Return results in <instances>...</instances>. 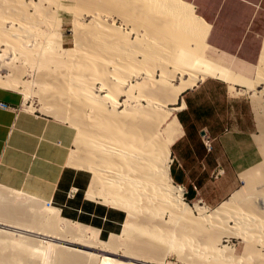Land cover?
Wrapping results in <instances>:
<instances>
[{
    "label": "bare ground",
    "instance_id": "6f19581e",
    "mask_svg": "<svg viewBox=\"0 0 264 264\" xmlns=\"http://www.w3.org/2000/svg\"><path fill=\"white\" fill-rule=\"evenodd\" d=\"M29 7L68 11V23L76 28L72 46L65 47L68 40L61 42L55 27L45 34L30 33L26 26L33 20ZM51 20L47 14L39 19L42 27L49 26ZM205 32L204 24L182 0H0V70H7L0 74V87L18 89L26 96L32 92L28 89L36 87L65 100L59 102L62 100L51 94L50 99L56 101L50 106L48 98L44 108H53L46 112L78 127L76 144L82 153L74 166L89 171L95 189L107 190L111 198L108 206L125 213L122 232L104 241L98 229L89 228L90 237L81 234L84 227L64 223L59 210L48 209L37 198L17 201L13 192L0 190V264H97L99 257L108 264H166L168 249L180 243L179 239L188 242L189 237L193 247L204 245V254L212 257L209 262L203 258L207 263L201 260L202 264H229L232 254L226 253L222 234H238L245 243L246 258L255 255L259 261L254 264H264V254L255 248L257 243L264 247L260 236L264 235V216L254 217L264 212V189L250 196L248 201L253 204L245 208L224 202L208 211L200 201L188 207L181 188L173 185L169 176L170 147L180 132L173 117L180 108L176 106L180 95L207 75L240 84L247 91L255 89L256 97L264 96V52L255 81L233 76L199 55ZM53 37L62 44V54L49 53ZM51 63L55 65L52 70ZM28 65L44 73L35 70L32 80H24ZM140 198L147 213H169L174 227L168 230L142 224V219L136 218L142 213L137 214ZM190 210L199 217L192 218ZM182 220L187 225L181 223L180 229L177 223ZM231 221L234 228L228 225ZM248 221L252 232L247 234ZM8 231L53 239L43 248L49 255L55 254L54 261L52 257L51 263L48 258L42 262V252L31 247L33 239L19 235L24 239L14 242ZM132 232L143 239L134 238ZM131 234L137 245L123 243L122 247L118 240L124 242ZM202 235L204 241H195ZM158 241L166 245L164 250L158 249ZM118 250L124 259L110 255Z\"/></svg>",
    "mask_w": 264,
    "mask_h": 264
},
{
    "label": "crops",
    "instance_id": "0c3cea01",
    "mask_svg": "<svg viewBox=\"0 0 264 264\" xmlns=\"http://www.w3.org/2000/svg\"><path fill=\"white\" fill-rule=\"evenodd\" d=\"M182 1L205 26L201 48L208 47L232 60L236 72L248 70L254 65L259 69L264 39L260 42L254 64L217 52L208 43L212 27L204 20H211L207 14L216 11L210 7V0ZM260 1L220 0L218 8L228 13L236 4L256 6ZM200 50L199 55L210 63L233 76L251 80L248 78L250 72L247 76L235 73L203 57ZM233 86L241 87L219 77L207 76L181 95L180 108L176 113L180 132L170 147L169 176L172 183L182 188L186 200L201 201L207 208H216L226 201L241 182L239 173L259 160L254 141L256 114L250 101L229 95L228 87L233 89ZM0 102L12 108L0 110V186L51 203L61 217L80 220L81 223H77L86 226L85 223L94 221L108 231H115L104 235L105 231L89 226L98 229L101 238L118 234L125 213L103 204L98 198H88L91 174L70 164L74 150H71V144L74 141L75 148L77 127L70 123L76 129L74 137L66 124L23 109V95L18 91L0 87ZM205 142L209 149H206ZM70 188L77 190L73 199L66 197ZM116 210L123 213V219Z\"/></svg>",
    "mask_w": 264,
    "mask_h": 264
},
{
    "label": "rangeland",
    "instance_id": "374dc122",
    "mask_svg": "<svg viewBox=\"0 0 264 264\" xmlns=\"http://www.w3.org/2000/svg\"><path fill=\"white\" fill-rule=\"evenodd\" d=\"M26 1L28 2L29 0H26ZM219 1L220 0H210V3H209L210 7L213 9H216V11L207 14L208 16H211V20L204 19L212 27L209 38H208V43L211 46H213L217 52H224L226 54L233 56L235 59H237L239 61H243V62L248 63V64H254L256 56H257V52L259 49L260 42L262 39H264V0L260 1L259 4L257 3L256 6H253V5H250L247 3L236 4V6H233L228 13L227 12L226 13L221 12L219 10V8H218ZM33 2H37V0H33ZM28 12L31 15H33V18H32L33 20L29 21L26 24V26H28V28H29L30 33L36 32V33H40V34H42V33L45 34V33L49 32V30L52 27H55V28H57V32H58V39H60L61 42H62V39L68 40L67 43L65 44V47H71L72 46L70 39L75 36L76 28L72 24L68 23V21L70 20L69 19L70 15H68V13H69L68 11H64L62 9L56 10L55 8H49V9H45L43 11H36L34 8L29 7ZM195 13L200 16V14L197 11H195ZM46 14L52 18V20L49 22V26H47L48 28L42 27L41 22L39 21V19H41V17H43ZM37 17H39V18H37ZM65 19H67V22H65ZM84 20L88 21L87 18H85ZM83 23L86 24V21H83ZM27 35H29V34H23V33L19 34V36H27ZM30 37H32V36H30ZM14 41L17 42V39H14ZM49 43L50 44L48 46H49V53L50 54H53V55L62 54V44L57 43L55 41L54 37L51 38V42H49ZM200 53L203 57H205V58L223 66V67H226L235 73L243 74V75L247 76V72H250V74L248 75V78L255 81L254 78H255V72L258 69L257 66L254 65L253 67H251L248 70H242L241 69L242 72H236L234 70V63L232 62V60H230V59H228V58H226L220 54H217L216 52L212 51L208 47H202L200 50ZM56 58L59 59V57H57V56H56ZM60 60H62V59L60 58ZM52 65L55 67V65L53 63H51L50 70L54 69V67ZM35 70H39L40 73H44V70L33 69L28 65L26 67V71L24 73L23 79L28 80V81L32 80ZM56 70H57V68H56ZM6 73H7V70H3V71H2V69L0 70L1 75H5ZM54 75H56V74L54 73ZM205 77H207V75ZM205 77H203V78H205ZM174 84L178 85L179 80L174 81ZM227 86H228V84H227ZM261 87L257 88V90L261 89ZM31 89H32V92H29L31 95L26 96L25 93L22 94L23 95V103H22L23 109H27L29 112H32V113H35L37 115H41V116H44V117H47V118L53 119L55 121L66 124L67 126H69L71 128V130L73 132V136L75 137L76 129L73 126H71V124L68 121L62 122L61 118L57 117L54 114L46 112L49 110L52 111V109H53V108H51V109L47 110L46 108H44L47 106L44 103H46L48 98L50 99L53 97L51 95L53 93L47 92V91H45V93H44L43 90H39V88H36V87L30 88L28 90L31 91ZM16 91H18V89H16ZM228 91H229L230 96L238 97V98L245 100V101H250L252 103L253 109H255L254 112L256 114L257 131H256V134L254 136V141L258 147L259 160L255 165H253L249 168H246V170L244 169L243 171H241L239 173V178H240L241 182L239 181V183L235 189L236 191L226 201H224V202H227L229 204H233L235 207L237 206L240 208H245L246 205H249V204L252 205L253 204V201H248L249 197L252 196L253 194H255L256 191L264 189V113H263L264 112V96H262L261 98L256 97L257 95L255 96V89L252 90V88H251V90L247 91L246 88H243L240 86H233V89H230L228 87ZM20 93H23V92H20ZM57 97L55 96L53 98L60 99L59 96H57ZM60 97H62V96H60ZM180 98H181V95L179 96V99H178L176 106H179ZM60 100H62V101H59V102L65 103L64 99L61 98ZM55 101H54V99H50V101L49 100L47 101V104L48 105L50 104V106H52L51 103H53ZM43 104H44V106H43ZM47 108H49V107H47ZM176 113H177V111L173 112V117L175 119H176ZM176 121H177V119H176ZM77 129H78V127H77ZM78 135H79V129H78ZM78 135H77V137H78ZM73 140H74V138H73ZM72 149H74V150L71 154L70 164L72 166H74L73 162H74L75 158L79 157L80 153H82V150H81V147L76 144V142H75V148H74V141H72V144H71V150ZM74 167L82 169V170H86V169L81 168V167H77V166H74ZM92 176L93 175L91 174V182H90L89 189L87 192L88 198H90V199L98 198V199H100V201L103 204H104V202H106L105 205L108 206L109 201L111 202V198H110L107 190L104 187H102L103 189H100L101 187H98L96 190L95 187L93 186V177ZM172 184L175 185L174 183H172ZM3 189L8 190L9 192L11 191V195H12V192L14 194H16L17 196L15 199L17 201L21 200L20 198L24 199V198L29 197L26 194L16 192V191H13L10 189H6V188H3L0 186V190H3ZM92 189H94L93 191L96 190L95 193L92 191ZM69 190L66 192V197H68L69 195H73L71 197V199H73L74 196L77 194V191H75L74 194H71L69 192ZM102 190L106 191L107 193L106 192L104 193ZM91 193L93 195L92 197L89 196V194H91ZM14 194H13V196H14ZM30 197H32V196H30ZM182 200H183V202L186 203V205L188 207L192 206V204H194V203L196 204V202H197V201H188L185 199V197L183 195H182ZM141 201H142V199L140 200V204H139V207L141 210H139V212L137 214H140V212H142L141 213L142 215L140 214L141 217L138 215L139 217L136 216V218H138L140 220L142 219L141 220L142 224L146 225L145 223H148L147 225L149 227H150V225L151 226L153 225L154 227L158 226L159 229L161 227H163V228H166L168 230H171L172 226L174 227V225H172L173 221L170 222V220H169V215H168L169 213L164 212L163 215H161V214L160 215L159 214L158 215L157 214L151 215V214L147 213V211H148L147 208L144 209L145 205L142 206L143 202L141 203ZM154 202H156V201L154 200ZM154 202L152 201V204ZM224 202H222V203H224ZM44 205L48 209L58 210L52 204L44 202ZM102 206H104V205H102ZM107 206H104V207H106L108 209H112V208H109ZM214 208L215 207L209 208L208 211H210ZM113 210H115V209H113ZM116 211H119V210H116ZM190 211H191L190 216L192 218H195V217L198 218L199 217L192 210H190ZM119 213L121 214V218L123 219V213L121 211H119ZM147 215H149V216L146 217L147 218L146 219L145 216H147ZM142 216H143V218H142ZM150 216H151V218H150ZM263 216H264V212L259 213V214L255 215L254 217H260L261 219H263ZM61 218H62L64 223H69V224H72L74 226L78 225L82 228L84 227L85 232H81V234H85L87 237H90L93 234L92 231L89 229L92 227L99 228L101 230V232L105 231L104 235H106L107 232H115L113 230L112 231L106 230V228L104 226H102V224L96 223L94 221H91L90 223L84 222L85 224L88 225V226H86V225L80 224L81 223L80 220H76V219L73 220V219L68 218L64 215ZM72 221H75V222H72ZM77 222H80V223H77ZM184 222L185 221L182 220L181 222L177 223L179 225L180 229L182 227L181 223L183 224ZM184 224L187 225L186 222ZM228 225L230 227L232 226L234 228V222L233 221L228 222ZM89 226H92V227H89ZM167 226H168V228H167ZM250 227H251V224L248 221V223L246 224L245 233L248 234V233L252 232L250 230ZM0 228H3V227H0ZM163 230H165V229H163ZM8 232L11 235H13V236H11V238L13 239L14 242L22 241V239H24V237L29 238V239H33L31 247H33V248L36 247L35 250H37V252H40V251L42 252V254H43L42 262H45V260L48 258L49 259L48 261L51 263L52 257H53L52 261H54L55 254L53 253L54 254L53 255L51 252L49 255L48 250L43 248V246L45 245L46 242H49V240H53V239H45L42 236L35 235L32 233L29 234V232H23V231H21V232L20 231H11V232L8 231ZM13 232H15V233L12 234ZM121 232H122V228L118 234H120ZM259 232L263 233V227L260 228ZM132 234L135 235L136 233L134 234L132 232ZM132 234L130 235L131 237L133 236ZM19 235L24 236V237L21 238V237H19ZM136 235L133 237L135 238ZM130 236H129V238L127 237L128 240L126 239L124 242L122 241V239H119L118 240V242H120L119 244H122L121 245L122 247L125 243H126V246H128V245L129 246L130 245L136 246L137 245L135 243L136 241H134V244H133V240H134L133 237L131 239L132 241L130 242V238H131ZM222 236L225 237V238H222V241L224 240L223 245L227 247L226 248L227 250H225V251H227L226 253L228 255L232 254L231 255L232 257L229 255V261H228L229 264L232 261H233L232 264H254V263L259 261V258L255 255L254 256L250 255V257L246 258L248 253L245 252V251H247L246 248L244 247L245 243L242 239H240V236H238V234H236V236L230 235L228 237H226V234H222ZM260 236H261V238H264L263 234H261ZM34 238H36V239H34ZM137 238H139L140 240L143 239L142 237H136V239ZM203 238H204L203 235L201 237L197 236L195 241L202 242V240L204 241ZM101 239L106 241L108 238H101ZM189 239H188L189 240L188 242L186 240H184L185 243L183 241H179L180 240L179 239L178 242H180L181 245H180V243H177V245L179 244V246L174 245L171 248V251H170V249H168L169 252H167V254L164 256V261L166 264H202V262L205 263L206 261L207 262L212 261L211 260L212 257H209L210 255H207L206 253H205L206 255L204 254V252L206 250H204L203 244H201V245H203L201 247H196L195 245H194L195 247H193V244H195V243H194L193 239L191 240V237H189ZM174 241H177V240L174 239ZM190 241L191 242L193 241L192 245L189 244ZM50 243L56 244L58 246H62L60 244H57L56 242L53 243L52 241H50ZM35 244H37V245H35ZM196 244H199V243H196ZM156 246L158 247V249H161V250H164L166 248L165 247L166 245L164 246L163 242L161 243V241L156 242ZM189 246H191L192 249ZM255 248L260 250L261 254H264V247L262 245L260 246V243H257ZM243 253H244V255L242 256ZM119 254H122L120 250H118L115 255L114 254H110V255L115 257V258L118 257L120 259H124V257L120 256ZM206 256H208V258ZM244 256H245V258H244ZM203 258L204 259L206 258V261H203L204 260ZM101 259H102V257H99L97 264H106L107 263V262L105 263ZM197 259H199V260H197ZM230 259H231V261H230ZM192 260L199 262V263H193V262H191ZM201 260H202V262H201ZM137 262L141 263L142 260L137 261ZM37 264H39V263H37ZM122 264H129V263L128 262L125 263V261H122ZM216 264H221V263H216ZM222 264H224V263H222Z\"/></svg>",
    "mask_w": 264,
    "mask_h": 264
},
{
    "label": "built area",
    "instance_id": "2783aa9c",
    "mask_svg": "<svg viewBox=\"0 0 264 264\" xmlns=\"http://www.w3.org/2000/svg\"><path fill=\"white\" fill-rule=\"evenodd\" d=\"M10 109H12L10 106H8L7 104H5V103H3V102H0V110H10ZM205 147H206V149H209V145L205 142ZM218 174V173H217ZM177 187H180V186H178V185H176ZM181 188V187H180ZM181 190H182V188H181ZM69 192L71 193V194H74V191L73 190H69ZM182 195H183V192H182ZM70 197H72L73 195H69ZM199 201V200H198ZM201 202V201H200Z\"/></svg>",
    "mask_w": 264,
    "mask_h": 264
}]
</instances>
